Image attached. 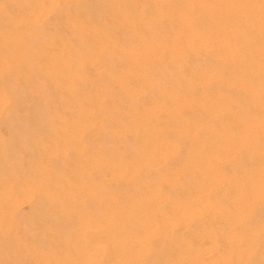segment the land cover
<instances>
[{
    "label": "rangeland",
    "instance_id": "1",
    "mask_svg": "<svg viewBox=\"0 0 264 264\" xmlns=\"http://www.w3.org/2000/svg\"><path fill=\"white\" fill-rule=\"evenodd\" d=\"M186 1L0 0V264L264 260V100Z\"/></svg>",
    "mask_w": 264,
    "mask_h": 264
},
{
    "label": "bare ground",
    "instance_id": "2",
    "mask_svg": "<svg viewBox=\"0 0 264 264\" xmlns=\"http://www.w3.org/2000/svg\"><path fill=\"white\" fill-rule=\"evenodd\" d=\"M185 1V0H184ZM190 2L191 1H193V3L192 4H194V6H196V7H198V9H201V11L199 10V13L201 12L202 13V17H204L205 18V20H207V21H212V20H215L214 18H213V15H215L218 11H219V16H220V18L221 19H223V23H221V25L220 26H218L217 25V23H215L214 21H213V23L214 24H216V26H218V28L216 27V29L217 30H219V33H218V31L215 29V31L216 32H214V35H215V33H218L219 35H221V37L222 36H224V34H227L228 33V36H232L233 35V37H234V40L232 39H230V40H228V42H223L222 43V45H220V43L222 42V41H220L219 43H218V39L215 41V43H217L216 45H218V47L217 46H215L214 44H212V46H210L209 45V47H213V48H209L208 46V50H205V51H201V50H203V49H201L200 48V46H203L204 47V45H206V42H205V44L203 45H201V42H200V44L198 43V42H196L195 40V38H194V36L197 34V31L198 30H202L203 28H202V26L205 24L206 26L208 25L206 22L207 21H205V23H203V24H201L202 26H200V25H197L198 23H199V21H198V19H197V21H198V23H196V25L197 26H195V28L197 29L198 28V30H196L195 28L193 29L191 26H192V21H188V22H191V24H190V28H192V29H189L188 30V32H190V34L188 33V36L186 37V39L187 38H189V41H183L182 39H181V41L182 42H178V44H176V52L177 53H179L180 54V52L181 53H183V54H185L184 55V57L185 58H188V60L187 61H190L191 60V62H189V63H192V61L194 62V61H196L197 63H198V58L200 57V53H204V52H206V51H208V53H209V49H213V51H215L216 49H218L219 47H220V49L219 50H222L223 52L220 54L222 57L224 56V55H226L225 57H221V59H223V61H221V59L219 60L218 59V62H220L221 63V65L220 66H222V64L225 66H231V68L235 71L236 69L238 70L239 69V73L241 72L240 70H242V74L245 76L246 75V78L247 79H245V77L244 76H242L244 79L242 80V81H240V83H239V80H237V78L235 77V74H234V72H232L233 73V75L231 74V77L230 78H232L233 76H234V78H235V80L232 78V80H234V81H232L231 79H229V81L231 80L232 82H229V83H232V84H230V87H231V90L233 91V90H239V89H244L245 90V93H244V91H243V96H245L246 98H247V96L250 94V95H252L251 93H253V95L254 94H256V98H257V101H256V98L254 99L255 101H256V104L257 105H259V103H257L258 101H261L260 100V98L261 99H263L264 100V0H227L226 2L225 1H223L224 2V4L222 3V1L220 2L222 5L221 6H219V7H217L216 6V8H219L218 9V11L216 10V9H214L213 10V8L212 7H214L215 8V6H213L212 5V2L214 1V3L216 4V3H218V2H215L216 0H211V1H208L209 3H211V5H209L208 3H207V0H189ZM189 1H186V2H189ZM183 2V1H182ZM186 2L185 3H182V4H184V5H186ZM189 2V3H190ZM219 3V4H220ZM182 4H181V7H182ZM183 5V6H184ZM210 6H212V7H210ZM193 7V6H192ZM179 8V6L177 7V9ZM183 9H185L186 7L184 6V7H182ZM181 8V9H182ZM190 8H191V6H190ZM188 9V7H187V9H185L184 11L183 10H181L180 8H179V11L181 10V11H183L184 13H186V12H188L189 10L191 11L192 9L194 10V12L196 13V11H197V9L195 8L194 9V7L192 8V9ZM187 10V11H186ZM193 10L191 11V12H193ZM215 10H216V12H215ZM180 11V12H181ZM186 11V12H185ZM180 12H178V14H180ZM182 12V13H183ZM183 13V16L185 15L186 16V14H184ZM198 13V12H197ZM198 13V14H199ZM215 13V14H214ZM2 14V13H1ZM177 15V14H176ZM175 15V16H176ZM200 15V14H199ZM232 15L234 16V17H232ZM178 16V15H177ZM181 15H179V17H180ZM201 16V15H200ZM201 17V18H202ZM208 17H212L211 19L212 20H210V19H208ZM217 17L218 16H216L215 15V18L217 19ZM176 18H178V17H176ZM199 18V17H198ZM201 18H200V20H201ZM203 19V18H202ZM218 19H219V17H218ZM217 19V21H219ZM178 20V19H177ZM184 21V20H183ZM195 21V20H194ZM194 21H193V25H194ZM202 21V20H201ZM203 21H204V19H203ZM202 21V22H203ZM216 21V20H215ZM221 21V20H220ZM219 21V22H220ZM179 22V21H178ZM180 22H182V20H180ZM184 23V22H183ZM182 23V24H183ZM186 23H187V21H186ZM186 23H184L182 26H181V28L183 27L184 28V26H186L185 24ZM210 23V22H209ZM213 23H211L212 25H213ZM181 25V24H180ZM187 25H188V23H187ZM201 27V29H199V27ZM206 26H205V29H207L206 28ZM188 27V26H187ZM186 27V28H187ZM208 27H209V29H210V25H208ZM211 27H213V26H211ZM180 29V30H184V29ZM188 29V28H187ZM196 30V31H195ZM211 31H212V28L210 29ZM210 30H209V33H210ZM207 31H208V29H207ZM180 32V31H179ZM185 32L187 33V31H186V29H185ZM195 32H196V34H195ZM200 32V31H199ZM182 33H183V31H182ZM185 33V34H186ZM205 33H206V31H205ZM193 34H195V35H193ZM200 34V33H199ZM202 34V33H201ZM204 34V33H203ZM207 34V33H206ZM210 34H212V33H210ZM210 34H209V37H210ZM218 34H216V35H218ZM179 35H181L180 33H179ZM182 35H184V33L182 34ZM198 35V34H197ZM216 35L215 36H213L214 38L212 39V40H214L215 39V37H216ZM218 35V36H219ZM201 36V35H200ZM228 36H225V38L227 37L228 38ZM185 37V36H184ZM208 37V36H207ZM208 37V38H209ZM179 38H180V36L178 37V40H179ZM193 38H194V41L197 43V44H199V45H196V43L193 41ZM198 40L199 41H201L200 40V37L198 36ZM203 38H205L204 36H203ZM207 38V40H208V42L209 41H211V40H209ZM217 38V37H216ZM220 38V37H219ZM224 38V37H223ZM224 38V39H225ZM232 38V37H231ZM202 39V38H201ZM206 39V38H205ZM221 39V38H220ZM184 40H185V38H184ZM188 40V39H187ZM227 40V39H226ZM203 41V40H202ZM225 41V40H224ZM171 41H168L167 43H166V48L168 47V43H170ZM177 43V42H176ZM202 43H204V41L202 42ZM211 43H212V41H211ZM214 43V42H213ZM207 44H209V43H207ZM243 44V45H242ZM170 45H171V43H170ZM216 47V49L214 50V46ZM240 45H242V48L240 49ZM244 46V47H243ZM205 48V47H204ZM216 51H218V50H216ZM215 51V52H216ZM210 52H211V50H210ZM214 52V53H215ZM219 52V51H218ZM217 52V53H218ZM203 53H202V55H203ZM177 55V56H180V55ZM183 54H182V57H183ZM211 54V53H210ZM210 54H209V56H210ZM219 54V53H218ZM222 54H224V55H222ZM199 55V56H198ZM201 55V56H202ZM206 55V54H205ZM208 55V54H207ZM206 55V56H207ZM183 57V58H184ZM220 57V56H219ZM189 58H190V60H189ZM255 58H257V59H255ZM261 60H260V59ZM181 59V58H180ZM180 59H178V60H180ZM238 59H239V61H238ZM241 59V60H240ZM202 60H200L199 62H201ZM248 61H251L252 62V64H248V63H250V62H248ZM195 62V63H196ZM258 62V63H257ZM260 62V63H259ZM187 63V62H186ZM219 63V64H220ZM259 64H260V66H259ZM218 65V64H217ZM235 66V67H232V66ZM219 66V67H220ZM225 66V67H226ZM225 67H224V69H223V71L224 70H226L225 69ZM228 69H231L230 67H227ZM234 68H236V69H234ZM219 69V68H218ZM220 69H222V68H220ZM217 70V69H216ZM244 70V71H243ZM219 71V72H218ZM218 71H216V72H218V73H220V74H222V72H220V70H218ZM222 71V70H221ZM238 72V71H237ZM244 72V73H243ZM213 73L215 74V75H213ZM236 73V72H235ZM239 73H238V75H239ZM220 74H216L215 73V71L213 70L212 71V75H211V77L210 78H212V77H216L217 76V79L215 78H213L215 81H211V84H213L214 83V87L215 86H217L220 82H217V84L215 83L217 80H218V78L220 77H218V75H220ZM210 76V75H209ZM240 75L239 76H237V77H241ZM222 78H223V76H221ZM221 77H220V80H221ZM242 77H241V79H242ZM208 78V77H207ZM209 78V79H210ZM209 79H206V83H204L205 85L208 83V81L207 80H209ZM211 80V79H210ZM210 80H209V82H210ZM219 80V81H220ZM237 80V81H236ZM213 82V83H212ZM236 82H238V84H236ZM216 84V85H215ZM221 84V83H220ZM219 84V85H220ZM235 84V85H234ZM204 85V86H205ZM209 85H210V83H209ZM257 85V86H256ZM208 86V85H207ZM211 86V85H210ZM212 86V87H213ZM258 88V90H257V88ZM233 88V89H232ZM256 91H255V90ZM252 90H254V91H252ZM241 91V90H240ZM252 91V92H251ZM236 92V91H235ZM234 92V93H235ZM249 92V93H248ZM255 92V93H254ZM236 94V93H235ZM240 94H241V92H240ZM240 94H238V95H240ZM242 95V94H241ZM249 95V96H250ZM252 95V96H253ZM242 96V97H243ZM248 96V97H249ZM251 96V98H253ZM239 97H241V96H239ZM250 98V97H249ZM231 105H233V102L231 103V101L229 102ZM260 106V105H259ZM226 106H224V109H222V110H220V112H222V111H226L228 108H225ZM257 108H259L258 106H257ZM202 110H204V109H202ZM242 110V109H241ZM228 111V110H227ZM226 111V112H227ZM203 112V111H202ZM204 112H206V111H204ZM203 112V113H204ZM209 113V112H208ZM204 114H206L207 115V113H204ZM224 114H226V113H224ZM234 122V121H233ZM243 127V126H242ZM253 127V126H252ZM251 128V127H250ZM243 129H244V127H243ZM245 129H247L246 127H245ZM259 131V126L257 127V128H255V131ZM256 131V132H257ZM258 242H259V239H254V241L250 244V246H249V248H248V250H247V252L245 253V254H239V255H230V256H227V255H224L223 256V258H222V260H221V262H222V264H232V261L235 259V260H239V262H238V264H257V263H253L251 260L256 256V255H258L259 254V245H258ZM216 264V263H215ZM261 264H264V260L263 261H261Z\"/></svg>",
    "mask_w": 264,
    "mask_h": 264
}]
</instances>
